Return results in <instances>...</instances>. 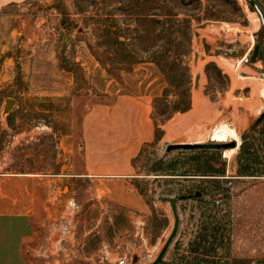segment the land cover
<instances>
[{
	"label": "rangeland",
	"instance_id": "1",
	"mask_svg": "<svg viewBox=\"0 0 264 264\" xmlns=\"http://www.w3.org/2000/svg\"><path fill=\"white\" fill-rule=\"evenodd\" d=\"M5 71L0 117L10 120L6 140L24 144L11 168L38 171L45 188L38 236L69 197L79 204L65 264H115L117 245L130 264L151 261L173 222L160 196L192 174L205 176L203 192L158 264H264V0H10L0 5ZM118 94L149 96L155 136L133 159L139 175L78 180V200L67 191L73 175L57 170L80 155L85 114ZM6 97L15 100L4 110ZM175 137L237 144L167 150ZM96 182L102 190L90 189ZM132 184L146 201L134 220Z\"/></svg>",
	"mask_w": 264,
	"mask_h": 264
},
{
	"label": "crops",
	"instance_id": "2",
	"mask_svg": "<svg viewBox=\"0 0 264 264\" xmlns=\"http://www.w3.org/2000/svg\"><path fill=\"white\" fill-rule=\"evenodd\" d=\"M8 1L10 0H0V5ZM11 78L12 76L5 71L3 75L0 74V83L5 85L12 80ZM150 110L148 95L118 94L111 102L99 103L85 114L83 118L85 134L78 153L80 157L75 155L76 151H73V162L68 165L67 172L57 170V173L64 172L74 177V181L67 185L69 195L77 197L78 200L82 198L78 180L98 176L134 177L139 175L133 159L143 144L155 136V125ZM9 121L6 117H0V135L1 132L4 134L3 148H0V264H38L25 253L24 248L33 242L41 231V206L45 202V188L37 179L38 171L11 168L13 154L20 157L24 144L21 139L20 143H17L15 138L6 140L8 139L6 129L9 130L8 127H10ZM21 134L22 131H19L18 135ZM188 177L197 179L182 180L180 193L199 191L200 194L177 202L180 220L184 212L191 208L193 198L201 196L203 192L197 183L200 182L199 178L205 176L192 174ZM51 187L52 191L58 189V182H54ZM51 187L48 189L50 190ZM90 189L98 191L102 190V187L96 182L95 187L92 186ZM103 189L105 192L113 190L107 186ZM130 189L131 196L126 198L125 202L131 207L134 220L136 216L138 218L142 216L146 201L139 191H136L134 184ZM180 193L166 194L179 195ZM95 194L92 197H95ZM101 197L97 200L93 198L91 206L102 205ZM106 197V199L116 198L119 201L117 192L110 191ZM110 256L111 253L108 254L109 260H111Z\"/></svg>",
	"mask_w": 264,
	"mask_h": 264
},
{
	"label": "built area",
	"instance_id": "3",
	"mask_svg": "<svg viewBox=\"0 0 264 264\" xmlns=\"http://www.w3.org/2000/svg\"><path fill=\"white\" fill-rule=\"evenodd\" d=\"M78 207L77 201L73 197H69L60 216L47 218L46 233L42 236L39 235L35 241L27 244L24 248L25 253L31 258L52 257L44 260L42 264H65V258L59 256L61 242L69 236L74 237ZM115 254H117V258L114 260L115 264H130L127 261V253L125 251L119 253V245L116 246ZM103 264L106 263L103 261Z\"/></svg>",
	"mask_w": 264,
	"mask_h": 264
},
{
	"label": "water",
	"instance_id": "4",
	"mask_svg": "<svg viewBox=\"0 0 264 264\" xmlns=\"http://www.w3.org/2000/svg\"><path fill=\"white\" fill-rule=\"evenodd\" d=\"M200 26H201V24L199 25V27ZM196 31L197 30H195V32ZM257 49H258V46L255 47L254 53L257 52ZM196 78L197 79L199 78V74L196 75ZM14 100L15 99L13 97H6L3 109L7 110L12 105ZM263 115H264V112H262L260 114V116L257 118V121H259ZM236 144H237L236 138L229 139V140H218V139L211 138L210 140H202V141H198V140L186 141L183 139H177L175 137L174 140H172L166 144V149L170 150L172 148L213 147V148H218V149L223 150L227 147L235 146ZM199 194H200L199 191H195L193 193H180L179 195H161L160 196L161 200L167 201L169 203V207L171 209V213L173 216V222H172L171 229H170L169 233L167 234V236H166L162 246L160 247L158 253L156 254V256L151 261H149L148 263H145V264H158L164 260V254H165L168 246L170 245V243L174 239V237L178 231V228H179L180 217H179V213L177 211V202L181 199L190 198L192 196L199 195ZM185 264H207V262L204 259H195V260H187V261H185Z\"/></svg>",
	"mask_w": 264,
	"mask_h": 264
},
{
	"label": "bare ground",
	"instance_id": "5",
	"mask_svg": "<svg viewBox=\"0 0 264 264\" xmlns=\"http://www.w3.org/2000/svg\"><path fill=\"white\" fill-rule=\"evenodd\" d=\"M209 24H212V23H208L207 25H209ZM221 24H222V23H221ZM208 34H209V33H208ZM197 46H198V45H197ZM195 71H196V70H195ZM200 80H201V79H200ZM198 141H200V140H198ZM226 150H228V149H226ZM226 150H225V151H226Z\"/></svg>",
	"mask_w": 264,
	"mask_h": 264
}]
</instances>
